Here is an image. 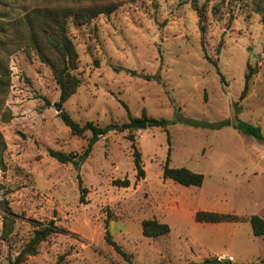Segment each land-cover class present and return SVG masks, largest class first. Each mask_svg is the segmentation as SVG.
Masks as SVG:
<instances>
[{
  "label": "rangeland",
  "instance_id": "obj_1",
  "mask_svg": "<svg viewBox=\"0 0 264 264\" xmlns=\"http://www.w3.org/2000/svg\"><path fill=\"white\" fill-rule=\"evenodd\" d=\"M44 5L113 7L85 24L67 21L80 82L62 107L80 124L117 125L94 143L79 170L58 163L49 150L80 155L90 133H70L55 106L59 87L52 70L22 48L24 13ZM197 6L203 9V32L192 0H0V264L19 252L36 222L50 220L61 230L22 264H130L105 242L106 217L132 264L264 260V235L254 236L248 221L251 215L264 219V142L232 126L183 121L238 118L264 135V24L250 0H197ZM250 69L256 71L235 114ZM144 118L173 122L166 128H121ZM167 134L169 166L201 173V186L162 178ZM129 137L141 152L145 176L139 180ZM77 175L86 189L83 202ZM124 178L128 187L112 184ZM5 207L13 213V230L2 238ZM197 211L239 220L197 222ZM144 219L168 224L169 233L144 236Z\"/></svg>",
  "mask_w": 264,
  "mask_h": 264
},
{
  "label": "trees",
  "instance_id": "obj_2",
  "mask_svg": "<svg viewBox=\"0 0 264 264\" xmlns=\"http://www.w3.org/2000/svg\"><path fill=\"white\" fill-rule=\"evenodd\" d=\"M253 10L260 15V21L264 24V0H250ZM192 5L197 11L199 17V29L203 32L204 25L202 24V10L198 9L197 0H192ZM112 6H99L89 5L82 7H70V6H39L34 7L23 15V22L25 33L23 38L21 37L22 48L26 54L30 55L32 52L39 60L48 65L53 72L54 78L59 87V98L55 103L58 110V116L63 124L68 127L70 133L75 136H82L85 132L90 133V137L87 141L86 147L83 149L80 155L73 156L72 154H66L57 150H49V155L56 159L60 164L71 163L74 169L79 170L80 165L89 156L94 143L103 135L107 134L110 130H116L117 125L109 124L105 127H100L94 124L92 121H87L84 124H80L74 121L69 114L63 109V103L75 93L79 86V78L75 74L77 69V53L75 47L67 33V21L72 19L75 24H85L98 14H108L112 11ZM209 62L213 63L216 67L217 73L220 74V78L223 79L220 71L217 68L215 61L210 59L207 55H204ZM255 69H250L244 76V86L238 97V101L234 103V113L238 114L241 110L239 102H241L249 88V80L255 73ZM3 84V77L0 74V86ZM48 103V101H46ZM124 108L128 112L127 106L122 103ZM129 115V112H128ZM186 124L192 127H205L211 129H219L223 126H232L237 131L247 136L256 139L259 142H264V135L259 126L242 121L238 118L232 123L228 119L222 120L216 123H209L205 121H197L193 119H184ZM173 121L166 119L147 118V126L166 128L167 125ZM167 152L165 163L162 166V178L170 179L183 186H201L203 182V175L198 172H194L185 167H171L169 166L170 160V136L167 134ZM131 142L132 150V162L135 170V180H139L145 176V171L141 162V152L135 144L133 137L128 138ZM5 150V142L0 133V169H5V163L3 161V152ZM79 189L81 191L79 200L83 202V193L86 191L81 186V178L77 175ZM112 184L118 187H128L130 181L127 178L114 179ZM13 213L5 207V212L2 215V238H6L13 230ZM195 220L197 222L206 223H219L227 221H238L239 218L236 215L227 213H217L211 211H197L195 213ZM251 226V230L254 236L264 235V219L258 215H251L248 218ZM104 240L112 246V248L120 254L123 259L132 264V255L127 253L118 245L112 238L108 230V217L104 220ZM52 220L41 223L36 222L32 235L25 242L19 252L8 260V264H22V262L30 255H34L37 251L39 244L46 240L51 234L60 231ZM141 231L146 237H158L169 233L170 228L168 224L159 222L156 219H144L141 221ZM58 264V262H56ZM187 264H232L225 259L218 258H205L198 262H190ZM257 264H264V260Z\"/></svg>",
  "mask_w": 264,
  "mask_h": 264
},
{
  "label": "water",
  "instance_id": "obj_3",
  "mask_svg": "<svg viewBox=\"0 0 264 264\" xmlns=\"http://www.w3.org/2000/svg\"><path fill=\"white\" fill-rule=\"evenodd\" d=\"M147 126V120L144 119H133L128 123H125L121 126L122 129H134V128H141L144 129Z\"/></svg>",
  "mask_w": 264,
  "mask_h": 264
},
{
  "label": "built area",
  "instance_id": "obj_4",
  "mask_svg": "<svg viewBox=\"0 0 264 264\" xmlns=\"http://www.w3.org/2000/svg\"><path fill=\"white\" fill-rule=\"evenodd\" d=\"M227 259H228V260H232V257L228 256Z\"/></svg>",
  "mask_w": 264,
  "mask_h": 264
}]
</instances>
